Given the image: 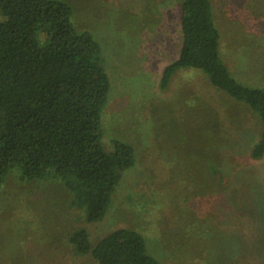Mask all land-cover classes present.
<instances>
[{"label":"rangeland","instance_id":"1","mask_svg":"<svg viewBox=\"0 0 264 264\" xmlns=\"http://www.w3.org/2000/svg\"><path fill=\"white\" fill-rule=\"evenodd\" d=\"M77 29L102 47L110 92L103 144L129 142L105 216L88 222L56 179H24L13 166L0 188V264H98L69 241L118 227L142 233L162 264H264V155H250L257 116L195 68L162 69L177 57L178 0H67ZM220 55L244 83L264 86V0H211Z\"/></svg>","mask_w":264,"mask_h":264},{"label":"trees","instance_id":"2","mask_svg":"<svg viewBox=\"0 0 264 264\" xmlns=\"http://www.w3.org/2000/svg\"><path fill=\"white\" fill-rule=\"evenodd\" d=\"M181 43L162 69L166 88L179 69H200L211 85L245 104L258 118L250 155H264V86L236 78L220 55L211 0H178ZM67 0H0V188L17 165L24 179H56L86 221L101 220L123 172L135 162L132 144L102 141L101 112L110 92L102 47L77 29ZM69 241L98 264H162L142 233L118 227L92 242L85 227Z\"/></svg>","mask_w":264,"mask_h":264}]
</instances>
